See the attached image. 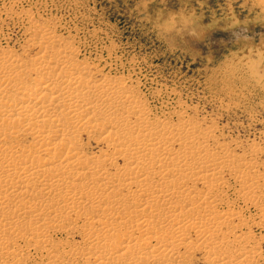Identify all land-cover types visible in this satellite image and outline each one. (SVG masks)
Segmentation results:
<instances>
[{"label": "bare ground", "instance_id": "1", "mask_svg": "<svg viewBox=\"0 0 264 264\" xmlns=\"http://www.w3.org/2000/svg\"><path fill=\"white\" fill-rule=\"evenodd\" d=\"M48 24L0 44V264H264V145Z\"/></svg>", "mask_w": 264, "mask_h": 264}, {"label": "rangeland", "instance_id": "2", "mask_svg": "<svg viewBox=\"0 0 264 264\" xmlns=\"http://www.w3.org/2000/svg\"><path fill=\"white\" fill-rule=\"evenodd\" d=\"M25 16L139 83L154 105L185 103L223 138L264 145V2L0 0V44L16 53Z\"/></svg>", "mask_w": 264, "mask_h": 264}]
</instances>
